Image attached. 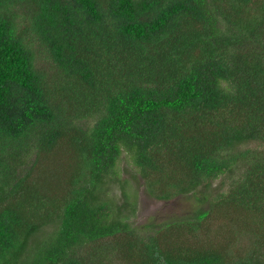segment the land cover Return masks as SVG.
Listing matches in <instances>:
<instances>
[{
	"label": "trees",
	"instance_id": "16d2710c",
	"mask_svg": "<svg viewBox=\"0 0 264 264\" xmlns=\"http://www.w3.org/2000/svg\"><path fill=\"white\" fill-rule=\"evenodd\" d=\"M252 141L264 0H0V264H264ZM123 151L154 196L197 207L133 226L106 197ZM219 209L231 227L199 236Z\"/></svg>",
	"mask_w": 264,
	"mask_h": 264
},
{
	"label": "rangeland",
	"instance_id": "374dc122",
	"mask_svg": "<svg viewBox=\"0 0 264 264\" xmlns=\"http://www.w3.org/2000/svg\"><path fill=\"white\" fill-rule=\"evenodd\" d=\"M36 47L37 44H36ZM36 63L38 66L48 69L49 59L46 58V53L37 50ZM240 149L244 148H263L264 143L261 141L244 142L238 145ZM116 180H108L106 183L107 198H109L116 207L120 216L129 219L133 226L139 227L146 226L150 222L161 223L168 218H175L191 213L199 204L196 200L194 192L196 190L183 192L181 194L171 196L168 198H158L154 196L148 189L146 181L140 172L139 167L135 164L132 155L123 151L121 157L117 161L115 167ZM233 177V176H232ZM232 177L221 176L216 179L211 189L209 190L210 199L219 195L228 189V183L232 180ZM201 206L207 208L208 203H201ZM217 220H213V217H209V223L211 221L209 231L207 233H200L199 236L205 237L206 235L217 234V240L220 239L221 233L224 229L230 228L231 225L228 223L225 217L222 215V210L219 209L213 214ZM50 226H46L41 232L38 233V237L43 236L45 232H48ZM146 230H148L146 228ZM144 232V229L141 230ZM187 233V232H186ZM186 235V234H185ZM182 235L181 237H183ZM190 236V233L187 235ZM193 238V237H192ZM33 239H38L33 237ZM216 240V241H217ZM112 262H119L117 256L111 257Z\"/></svg>",
	"mask_w": 264,
	"mask_h": 264
}]
</instances>
